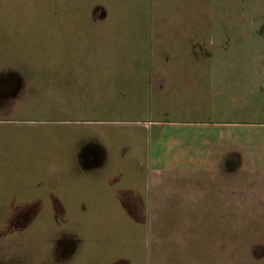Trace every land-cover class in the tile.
<instances>
[{
    "label": "crops",
    "instance_id": "obj_1",
    "mask_svg": "<svg viewBox=\"0 0 264 264\" xmlns=\"http://www.w3.org/2000/svg\"><path fill=\"white\" fill-rule=\"evenodd\" d=\"M200 1L199 16L86 17L89 31L101 24L116 39L140 31L129 46L137 57L117 53L122 66H114L138 73L117 79L141 93V113L125 129L76 132L43 167L41 205L59 232L45 264H151L153 248L173 241L167 233L192 231L188 220L207 209L223 215L264 173V135L233 117L264 102V17L225 15L222 0L212 12L215 1Z\"/></svg>",
    "mask_w": 264,
    "mask_h": 264
},
{
    "label": "rangeland",
    "instance_id": "obj_2",
    "mask_svg": "<svg viewBox=\"0 0 264 264\" xmlns=\"http://www.w3.org/2000/svg\"><path fill=\"white\" fill-rule=\"evenodd\" d=\"M211 1L215 12L217 0ZM202 5L200 0H0V95H9L0 98V264H44L54 254L58 219L45 214L40 196L42 169L52 153L73 143L76 132L107 125L125 129L141 113V93L117 79H138V73L114 66H122L117 53L130 62L137 57L129 46L139 42L140 31L130 29L116 39L101 24L89 31L86 17L132 10L131 15L199 16ZM221 9L225 15L234 10L264 17V0H222ZM109 25L115 26L104 28ZM183 86L176 99L185 96ZM235 113L237 126L264 135V102ZM256 176L264 180V173ZM258 180L251 189L243 185L223 215L207 209L188 220L192 231L167 233L173 241L153 248L151 264H264V184Z\"/></svg>",
    "mask_w": 264,
    "mask_h": 264
},
{
    "label": "flooded vegetation",
    "instance_id": "obj_3",
    "mask_svg": "<svg viewBox=\"0 0 264 264\" xmlns=\"http://www.w3.org/2000/svg\"><path fill=\"white\" fill-rule=\"evenodd\" d=\"M11 72L13 73V75H14V73H16V71H11ZM14 76H15V75H14ZM15 77H16V76H15ZM9 78H10V77H9ZM21 78H22V77H21ZM14 79H16V78H14ZM8 80H9V79H8ZM8 80L6 81L7 83L4 82V84H9L10 82H9ZM21 87H22V84H21ZM7 96H9L8 93L5 94V95L2 93V94L0 95V98H7ZM0 100H1V99H0ZM10 100H11V99H10ZM2 101H4V100H2ZM11 101H12V100H11ZM6 103H9V102L7 101ZM56 224H57V222L55 223V225H56ZM57 244H58V243H57V239H56L55 245L53 246V248H54V254H57V246H56ZM44 264H45V262H44Z\"/></svg>",
    "mask_w": 264,
    "mask_h": 264
}]
</instances>
